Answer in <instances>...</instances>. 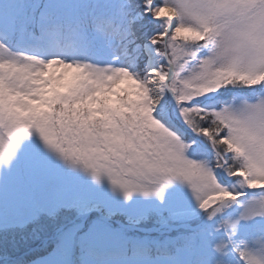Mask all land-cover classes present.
<instances>
[{
    "label": "snow or ice",
    "instance_id": "1",
    "mask_svg": "<svg viewBox=\"0 0 264 264\" xmlns=\"http://www.w3.org/2000/svg\"><path fill=\"white\" fill-rule=\"evenodd\" d=\"M29 129L126 195L264 192V0H0V159Z\"/></svg>",
    "mask_w": 264,
    "mask_h": 264
},
{
    "label": "rangeland",
    "instance_id": "2",
    "mask_svg": "<svg viewBox=\"0 0 264 264\" xmlns=\"http://www.w3.org/2000/svg\"><path fill=\"white\" fill-rule=\"evenodd\" d=\"M230 181L225 186L238 190L236 179ZM253 190L261 189H248L215 215L205 212L190 233L172 236L167 228H188L183 221L201 210L187 182L173 179L158 193L126 195L107 176L66 161L29 129L0 159V264H25L18 259L32 246L44 255H29L26 264H71L73 240L81 246L79 264H244L243 250L264 251V215L243 218L249 200L264 198ZM108 212L125 217L128 227L144 225L159 234L141 240ZM82 213L89 215L84 223L68 230ZM151 245L163 246L170 257H146Z\"/></svg>",
    "mask_w": 264,
    "mask_h": 264
},
{
    "label": "trees",
    "instance_id": "3",
    "mask_svg": "<svg viewBox=\"0 0 264 264\" xmlns=\"http://www.w3.org/2000/svg\"><path fill=\"white\" fill-rule=\"evenodd\" d=\"M112 213V212H111ZM107 213L109 216H111L112 218H114L115 220H123L125 217H121L119 214H117V213ZM198 217H199V220H200V218L203 216L202 215V212L201 211H199L198 212ZM52 247V246H51ZM52 249H54L53 247H52ZM7 254H9V253H7ZM41 254V253H40Z\"/></svg>",
    "mask_w": 264,
    "mask_h": 264
},
{
    "label": "water",
    "instance_id": "4",
    "mask_svg": "<svg viewBox=\"0 0 264 264\" xmlns=\"http://www.w3.org/2000/svg\"><path fill=\"white\" fill-rule=\"evenodd\" d=\"M231 181H227L225 184L227 185V184H229ZM252 193H257L258 192V190H253V191H251Z\"/></svg>",
    "mask_w": 264,
    "mask_h": 264
}]
</instances>
